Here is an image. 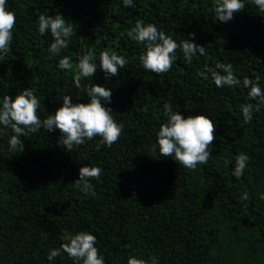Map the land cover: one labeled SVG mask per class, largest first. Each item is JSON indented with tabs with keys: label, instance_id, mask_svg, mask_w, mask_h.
<instances>
[{
	"label": "trees",
	"instance_id": "trees-1",
	"mask_svg": "<svg viewBox=\"0 0 264 264\" xmlns=\"http://www.w3.org/2000/svg\"><path fill=\"white\" fill-rule=\"evenodd\" d=\"M7 7L16 24L11 50L0 61V101L31 88L41 119L55 113L64 95L88 103L73 76L91 49L96 73L81 84L111 89L105 106L123 130L111 147L97 150L101 138L95 137L69 152L58 143L59 129H40L21 137L20 152L9 148L12 129L0 125V264H77L62 250L52 261L47 256L66 242L65 233L81 231L97 237L105 264H127L130 256L156 257L158 264H237L245 258L264 264V106L247 124L241 111L256 103L242 86L244 77L260 76L264 89V12L249 0L227 22L215 17V0H133L132 7L122 0H7ZM40 14H60L74 29L58 55L49 52L50 31H38ZM138 20L154 23L177 43L203 46L206 55L197 52L189 64L177 49L167 73L145 70L139 60L145 45L127 35ZM105 50L128 61L116 76L106 78L100 68ZM63 56L71 58V70L58 67ZM216 63H231L241 85L218 88L210 74L207 80L199 75ZM165 103L185 118L203 114L216 124L206 165L189 170L159 154ZM240 153L249 161L236 178ZM82 166L103 169L99 181H90L95 197L70 186ZM245 192L247 202L241 200Z\"/></svg>",
	"mask_w": 264,
	"mask_h": 264
},
{
	"label": "clouds",
	"instance_id": "clouds-1",
	"mask_svg": "<svg viewBox=\"0 0 264 264\" xmlns=\"http://www.w3.org/2000/svg\"><path fill=\"white\" fill-rule=\"evenodd\" d=\"M125 7H132L133 0H122ZM264 12V0H249ZM245 8V0H215V17L221 22H227L233 18L234 13H239ZM16 24V13L7 7V0H0V61L9 53L13 40V29ZM38 31L41 35L50 31L53 42L49 46V52L58 55L62 49L68 48L70 37L74 34L72 25L67 24L65 17L56 14L49 16L40 14L38 17ZM123 35V33H122ZM127 35L138 44L145 45V50L139 56L143 68L157 75L167 73L172 68L176 59L177 49H181L184 59L191 64L193 57L198 52L206 55L205 48L185 39L177 43L171 36L158 30L154 23L138 20L135 27L128 31ZM194 37V33H189ZM94 61V52L89 49L83 54L77 64V71L73 76L75 86L86 91L88 103H73L70 95L63 96V103L54 114L41 119L38 114L41 107L40 100L34 95V90L24 88L13 98L5 95L0 101V125L11 128L14 133L9 139L10 150L23 151L21 137H27L30 133H36L40 129L48 132L59 129L61 135L58 143L71 152L73 146L82 145L86 140L100 137L96 149L102 146L111 147L116 143L123 130V124L118 123L112 116V109L105 106V102L111 101V89L100 84H94L85 89L81 84L82 78L93 77L97 64ZM100 68L105 77L116 76L118 71L125 67L128 61L124 56L115 51H102L99 54ZM58 67L62 70H71L73 65L69 56H63ZM210 74L215 86H240L241 80L235 75L231 63H216L215 67L205 66V71L199 75L207 80ZM261 77L255 80L244 77L242 86L250 89L248 97L256 101L255 104L241 105L244 122L247 124L253 119V112H259L264 106V89L260 86ZM164 115L167 117L157 133L159 154L163 157H172L175 161L189 170H195L198 165H206L211 156L210 148L216 139V124L207 115H189L186 118L174 111L169 103H165ZM156 151V145L152 146ZM249 156L245 153L237 155L233 176L240 178L248 166ZM227 164V159L225 160ZM103 169L99 166H82L79 169V178L70 186L81 192L95 197L96 193L91 180H100ZM264 199V195H261ZM241 200H249L248 193L241 196ZM61 248L51 249L47 259L52 261L61 255V250L77 262V264H105L103 256L96 247L97 237L91 232L81 231L76 234L65 233L62 236ZM127 264H158V258L150 257L148 260L130 256Z\"/></svg>",
	"mask_w": 264,
	"mask_h": 264
},
{
	"label": "rangeland",
	"instance_id": "rangeland-1",
	"mask_svg": "<svg viewBox=\"0 0 264 264\" xmlns=\"http://www.w3.org/2000/svg\"><path fill=\"white\" fill-rule=\"evenodd\" d=\"M244 260L246 261L243 264H254V262L250 259V258H245V259H238L237 260V264H241L242 262H244Z\"/></svg>",
	"mask_w": 264,
	"mask_h": 264
}]
</instances>
